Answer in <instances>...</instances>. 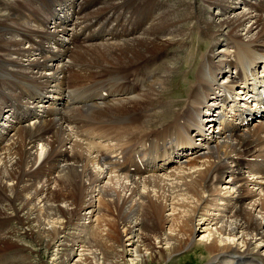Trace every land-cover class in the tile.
<instances>
[{
	"label": "bare ground",
	"instance_id": "obj_1",
	"mask_svg": "<svg viewBox=\"0 0 264 264\" xmlns=\"http://www.w3.org/2000/svg\"><path fill=\"white\" fill-rule=\"evenodd\" d=\"M102 6L91 9L96 12ZM29 7L30 0H0V87L14 75L47 77L43 66L53 74L62 72L61 83L73 90L72 103L61 116L71 125L64 127L58 122L61 118L42 117L51 111L50 103L43 101L31 110L32 117L41 120L15 124L9 139L2 137L0 257L6 248H18L16 264H34L30 246L5 231L15 218L27 226L24 233L32 238L41 264L53 243L64 250L46 264H68L76 255L71 254L76 243L81 253L75 264L164 262L196 243V227L210 263L264 264V117L246 121L261 108L249 98L264 87V3L110 0L101 14L106 9L122 11L108 16L112 20L103 39L73 44L64 62L50 61L48 67L46 54L29 56L38 49L34 43L45 48L50 60L56 54L52 42L62 44L78 34L77 22L64 35L67 28L56 19L46 26V17L17 13ZM30 11L34 12L32 6ZM28 33L40 39L32 37L24 44L20 36ZM45 36L53 41L42 42ZM222 36L229 49L214 52ZM186 41L191 42L185 62L191 68L194 63L192 79L184 98L171 100L164 91L173 63L163 57L169 56V47H184ZM76 60L97 64H76L77 72L64 69ZM239 62L247 66L246 75ZM35 63L38 71H33ZM257 64L262 70L251 73ZM102 80L113 85L104 92L90 90ZM49 97L45 92L40 99ZM213 108L218 114L216 129L212 122L204 124ZM75 127L91 128V139L79 137ZM191 130L204 147L196 149L194 138L183 133ZM148 133L153 135L140 138ZM168 135L179 138L181 148L164 154L162 162L182 159L181 154L191 158L166 173L142 175V158L131 155L127 165L132 163L139 174L118 172L122 151ZM106 162L108 167H103ZM84 219L88 222H81Z\"/></svg>",
	"mask_w": 264,
	"mask_h": 264
},
{
	"label": "rangeland",
	"instance_id": "obj_2",
	"mask_svg": "<svg viewBox=\"0 0 264 264\" xmlns=\"http://www.w3.org/2000/svg\"><path fill=\"white\" fill-rule=\"evenodd\" d=\"M21 1V0H20ZM91 0H87L86 2H87V4L90 2ZM93 1H95V7L96 8H99L100 6H102L101 8H100V10H98V11H96L95 12V10L94 11H92V7L94 6L93 4H91V6H87V4H86V6H85V3L83 4V7H86L85 9L84 8H81V9H79V11H78V16H80L81 14H82V19H89L90 21H93V23H95L100 17H104V18H102L101 19V21H103V20H105V18L107 19L108 18V16L110 15V14H112V12H120V11H122V8H120L121 10H119V8L117 9H106V13L104 12V13H100V11L101 10H103V9H105L107 6H108V2L110 1V0H105V2H104V0L101 2L100 0H93ZM32 1H30V3H31ZM102 3V4H101ZM99 6H98V5ZM101 4V5H100ZM32 5H30V7H31ZM30 7L28 8L29 10H30ZM6 10H7V8H5ZM28 9H26V10H28ZM84 10V11H83ZM119 10V11H118ZM25 10H23V9H19L18 11H17V13H23ZM104 11V10H103ZM102 11V12H103ZM82 12V13H81ZM80 14V15H79ZM88 15H90V16H88ZM92 15V16H91ZM85 16H86V18H85ZM94 16V17H93ZM90 17H93V18H90ZM96 18V19H95ZM78 27V26H77ZM90 27V26H89ZM89 27H84L82 30L80 29V28H77L76 29V32H78V34H76V32H75V34L76 35H72L71 37H76V36H78L77 38L78 39H81L82 37V39H84V41L85 42H91V41H96V38H92V37H89V35L88 34H84L83 36H82V33L81 32H86V33H88V31H89ZM107 27H109V25L107 26ZM67 32H68V30L65 32V34L64 35H68L67 34ZM80 32V33H79ZM195 33V32H194ZM80 35V36H79ZM85 36V37H84ZM80 37V38H79ZM196 37V35H193V39ZM223 37L224 36H222L220 39V41H218L214 46H213V51L214 52H218V53H220V52H222V53H224L225 51H221V49H224L226 46H224V39H223ZM23 40H22V42L24 41V38H22ZM86 39V40H85ZM196 40H197V38H196ZM81 40H79V42H80ZM78 42V43H79ZM187 42V45L185 44H183V46L184 47H169L168 49L170 50V54H169V58L167 57H163V61H166V62H169V63H173L172 64V70L170 71V73H169V75H168V77H167V82H166V86H167V88H166V90L164 91L165 93H166V96H168L169 98H171V100H175V99H178V100H180V99H182V98H184V95H185V93H184V91L186 90V88H187V86H189V80L190 79H192V76H191V74L193 73V71L192 70H194L193 68H194V66H193V64L194 63H192V68L190 67V66H188L187 64H186V62H185V57H186V55H187V53H186V51H187V49H188V47H189V43H191V42H189V41H186ZM23 43H25V42H23ZM192 46L194 45V42L191 44ZM187 46V47H186ZM202 47H204L203 45H202ZM177 49H179V50H177ZM205 49V48H204ZM176 50V51H175ZM220 51V52H219ZM185 52V53H184ZM72 54V53H71ZM66 58V57H65ZM94 60V59H93ZM194 61L196 62V59H194ZM157 62H159V59L157 60ZM73 63L75 64V66H76V64H82V66H86V67H90V64L89 63H92L93 64V66H95V64H97L96 62H93V61H91V62H88V61H73ZM189 67H190V69L191 70H189L188 71V69H189ZM170 77V78H169ZM169 79V80H168ZM220 80H221V78H220ZM104 82H107V81H103L102 80V82H100L101 84L102 83H104ZM111 175H114L115 173H113V172H111L110 173ZM105 181L103 180V183H104ZM9 212H11L10 210H8ZM7 211V212H8ZM88 222V219H84V221H81V222H86V221ZM15 223H14V222ZM86 222V223H87ZM20 223V222H19ZM10 226V227H9ZM27 226L25 225H20V224H18L16 221H15V218L14 219H12L11 220V222H10V224L9 225H7V226H5V231L7 232V229L8 230H10V232H11V238L13 239V240H16V239H18L22 244H24L25 245V247L27 248V247H29V248H31L32 250H33V253H32V255H33V257H32V259H30V260H32L33 261V263L34 264H38L39 262H40V264H41V262H43V260H42V258L38 255V252L35 250L36 249V247L33 245V240H32V238L31 237H29L28 235H26L25 233H24V230H25V228H26ZM104 227H102V229H103ZM120 229V228H119ZM201 230H200V227L198 228V227H196V234H195V236H194V239H195V241H196V243L195 244H193V245H191L189 248H187V249H184V250H181V251H179V252H177V253H174V254H172L171 256H169L164 262L163 261H158V260H153V261H150V262H148V263H146V264H212V263H210V255L206 252V250H205V239H202V240H199L200 238V235H201V232H200ZM9 234V233H8ZM21 236H20V235ZM25 234V235H24ZM23 236V237H22ZM25 236H27V237H25ZM16 237V238H15ZM31 239V240H30ZM17 240V241H18ZM197 240H198V244H197ZM124 244L126 243V242H123ZM117 246H119V244L117 245ZM73 248H74V252H71V254H76V255H74V258H72V256L70 257L71 259H69V262H68V264H75L74 262H73V260L74 261H76L77 260V257H78V254L79 253H81V252H79V250L81 249V247H79V244L78 243H76V245L75 246H73ZM7 250H5V252L4 251H2V257H0V264H16L18 261H19V259H20V256L17 254V250H18V248H16V249H13V250H10L9 248H6ZM16 252H15V251ZM64 250V246H58L57 245V243H53V244H51V246L49 247V249H48V252H47V254H46V256H43L42 255V257H44V263L46 264V263H49V260H50V258H51V256L53 255V254H55V253H58V252H61V251H63ZM7 251V252H6ZM11 252L12 253H16V256H13V255H11ZM124 253H125V251H123ZM259 252H261V251H259ZM5 253V254H4ZM6 253H7V255H6ZM21 254H23V258H25L26 256V253H24V252H22ZM31 254V253H30ZM35 254V255H34ZM5 255V256H4ZM11 256V257H10ZM36 258H35V257ZM7 257V258H6ZM7 259H8V261H7ZM33 259H35V260H33ZM126 259H129V257L127 258L126 257ZM10 260V261H9ZM2 261V262H1ZM37 261H39V262H37ZM129 261V260H128ZM163 262V263H162ZM122 263H123V260H122ZM121 263V264H122ZM125 264H127V263H125Z\"/></svg>",
	"mask_w": 264,
	"mask_h": 264
}]
</instances>
